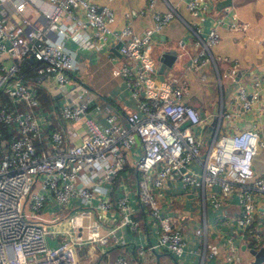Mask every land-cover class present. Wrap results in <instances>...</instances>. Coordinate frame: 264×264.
Returning a JSON list of instances; mask_svg holds the SVG:
<instances>
[{
    "label": "built area",
    "instance_id": "obj_1",
    "mask_svg": "<svg viewBox=\"0 0 264 264\" xmlns=\"http://www.w3.org/2000/svg\"><path fill=\"white\" fill-rule=\"evenodd\" d=\"M112 1L0 0V56L6 54L13 60L0 61V95L5 97L0 101V264H90L109 241L95 212L113 206L120 222L136 231L139 222L129 213L126 194L115 202L108 196L98 204L91 202L95 185L107 184L110 191L118 174L129 165L135 147L140 150L132 167L136 197L147 208V222L157 220L158 229L154 241L135 244L131 254L119 253L112 264H140L144 251L166 252L175 262L181 258L187 237L181 225L162 215L155 194L174 175L184 190L200 189L213 207L236 194L235 222L241 238H247L253 224L264 228V172L256 175L253 168L254 157L264 148L260 125L254 122L219 135L216 127L203 149L209 116H201L186 102L187 91L179 77L157 78L153 36L178 16L176 10L169 4L165 10L155 9L159 0H147L152 23L136 32L129 12L126 22L116 26ZM186 7L194 18H201L214 9L215 2L187 0ZM237 19L233 7L226 6L223 14L212 17L205 35L200 25H188L195 50L189 69L199 71L213 61L210 50L219 41L218 27L233 28ZM178 44L185 46L181 39ZM99 51L112 64L111 74L124 80L134 103L124 118L109 104L103 121L89 112L95 93L77 72L83 54ZM27 59L44 65L39 72L46 69L53 88H42L48 90L57 108L49 105L45 112L37 88L22 77L21 65ZM263 90L264 73L254 79L250 90L237 89L240 114L252 110ZM57 96H62L61 102ZM261 108L264 112V105ZM54 115L59 117L57 127L53 126ZM234 116L233 110L220 111L215 119L218 125H231ZM192 165L199 170L190 168ZM73 197L82 204L65 215L64 229L51 232L48 224L54 218L46 219L42 208L49 199L66 207ZM50 233L62 234L61 240L49 244ZM194 234L202 236L199 264H206L219 251L206 252L205 224L195 228ZM225 263L250 264L232 251H225Z\"/></svg>",
    "mask_w": 264,
    "mask_h": 264
},
{
    "label": "crops",
    "instance_id": "obj_2",
    "mask_svg": "<svg viewBox=\"0 0 264 264\" xmlns=\"http://www.w3.org/2000/svg\"><path fill=\"white\" fill-rule=\"evenodd\" d=\"M186 1L159 0L155 5V9L165 10L169 4L174 7L178 15L171 20L167 27L153 36L152 47L153 57L156 60L157 78L161 79L169 75L179 77L187 91L185 94L186 102L195 107L201 116H209L210 120L208 119L207 127L209 126V129L212 127V130L203 136V149L207 148L216 127L219 135L223 131L229 133L230 130L248 128L256 122L264 131V112L261 108L264 105V90L249 113L240 114L236 101L237 89L244 86L250 90L254 79L264 73V0H230L229 3L220 6L217 5L220 0H214V9L201 18L192 16L186 7ZM146 3L147 0H113L111 6L116 15V26H122L126 22L125 13L128 12L131 17V26L136 32L150 26L152 9H148ZM226 6H232L236 12L238 18L236 26L233 28L218 27L219 41L210 50L213 61L209 62L207 67L204 66L206 67L204 71H194L193 75L195 76L193 77L188 75V72L193 71L188 66L193 53H195L191 46L192 37L188 25L194 28L200 25L202 35H205L212 17L219 15V12L224 10ZM27 14L32 15L30 10H27ZM180 39L184 41V48L178 44ZM114 53L119 56L117 51ZM162 53H170L174 56L171 65L167 66L159 60ZM1 61L10 63L13 60L4 57ZM43 66L35 60L27 59L21 65L23 68L21 74L37 89L48 93V90L42 88V85L53 88V83L47 77L46 69L39 72ZM164 66L174 68L177 74L170 72L163 74ZM112 67L105 53L99 51L96 54H83L79 66L80 70L77 72L80 80L87 73L89 87V79L94 84L95 89L90 87L95 94L89 112L99 121H103L104 114H106V104H109L113 111L121 114L122 118L127 111L134 107L126 83L120 77L111 74ZM202 74H205L204 79H201ZM184 75H188V78H182ZM196 76L201 81L210 79V82L217 87L218 96L216 100L208 96ZM109 84L112 86L110 87ZM57 97H59L57 101L61 102L62 96ZM227 110H233L235 113L232 124L226 125V123L220 122L218 125L213 115L220 111L225 113ZM44 111L46 112L45 109ZM58 118L57 115L52 116V120L56 124L60 123ZM139 155L140 150L135 147L130 153L129 165L118 174L110 191L107 184H97L93 188L91 200L92 203L98 204L108 196L110 201L115 202L116 197L126 194L129 197V213L133 219L139 222V228L133 231L127 224H122L115 206L96 211L95 218L101 221V230L103 234H107L109 241L108 247L104 251L98 250L97 254L92 257L90 264H112L114 257L119 253L131 254L135 244L144 245L149 240H155L154 231L156 228L158 229V222L155 220V224H149L147 208H143L136 197V174L132 167L134 166L133 161ZM190 168L199 170V167L195 165L190 166ZM253 168L256 175L264 172V150L254 157ZM131 174L134 177H131ZM130 179L133 180L129 181ZM200 191L195 187L184 190L177 175L170 177L161 190H155L162 208V215L173 219L175 224L182 226L187 237V243L181 258L176 262L168 253L158 252L156 254H144V257H140L141 259L138 260L140 264H143V259L147 262L151 259L154 264H199L198 248L202 247V236H196L194 229L203 228L204 224L206 225V252L208 253L213 249L219 251L217 255L205 260L204 263L227 264L225 263V251H232L243 260L253 264L254 256L250 249L258 250L260 247H264V228L253 224L249 228L250 232L247 238H241L235 222L239 209L236 194L231 195L227 200H223L220 206L213 207L209 198L208 200L203 199ZM206 193L208 191H205ZM81 204L82 202L77 197H73L66 207H61L54 199H49L42 208L41 214L46 219L54 218L48 224V228L51 232L58 231L67 226L65 215L76 205ZM256 236H258L259 243L257 245L254 242ZM61 237L62 234L52 235L50 233L47 240L49 244L53 245L55 242H59ZM113 241L114 244L112 245ZM99 248L103 249L102 246ZM128 256L131 257L132 255ZM83 257L91 259L86 255ZM263 262L264 260L260 261L259 264ZM81 264H84V261Z\"/></svg>",
    "mask_w": 264,
    "mask_h": 264
},
{
    "label": "rangeland",
    "instance_id": "obj_3",
    "mask_svg": "<svg viewBox=\"0 0 264 264\" xmlns=\"http://www.w3.org/2000/svg\"><path fill=\"white\" fill-rule=\"evenodd\" d=\"M220 15L221 14H223V10H221L220 12ZM4 57H7L8 58V56L6 55V54H3V55H1L0 56V61L4 58ZM208 66V65H207ZM206 66V67H207ZM206 67H204L202 70H200V72H202V71H204V69L206 68ZM168 72H170V73H173V74H177V72L175 71V69L173 68H167L166 66H164L163 67V71H162V73L163 74H166V73H168ZM195 72L194 71H190V72H188V75H191L192 77L193 76H195V75H193ZM188 75H184V76H182V78H188ZM87 73H86V75L84 74L83 75V78H82V81L85 83V84H87ZM191 77V78H192ZM213 77H215V76H213ZM190 78V79H191ZM196 78H198L197 76H196ZM103 81V80H102ZM198 81L199 82H201V86H202V88L206 91V93L208 94V96L209 97H212L213 99H215L216 100V98H217V96H218V89H217V87L216 86H214L211 82H210V79H206V80H204V81H201V80H199V78H198ZM89 85H90V87L92 88V89H95V87H94V84H92V82H91V80L89 79ZM88 85V84H87ZM93 85V86H92ZM110 85V87L112 86L111 84H109ZM186 100V99H185ZM214 116V119H215V117H216V114H214L213 115ZM216 120V119H215ZM212 130V127H210V129H209V126L206 128V132H205V134H209L210 133V131ZM262 150H264V148L262 149ZM261 150V151H262ZM260 151V152H261ZM123 171V170H122ZM131 177H134V175L133 174H131ZM133 179H130L129 181H132ZM146 253H148V251H144V254H146ZM144 257V256H143ZM143 264H154V262L150 259L148 262L145 260V259H143ZM261 264H264V262L263 263H261Z\"/></svg>",
    "mask_w": 264,
    "mask_h": 264
},
{
    "label": "water",
    "instance_id": "obj_4",
    "mask_svg": "<svg viewBox=\"0 0 264 264\" xmlns=\"http://www.w3.org/2000/svg\"><path fill=\"white\" fill-rule=\"evenodd\" d=\"M230 0H220L217 2V5H223L226 3H229ZM174 59V56L170 53H162V55L159 57V60L166 64L167 66L171 65L172 61ZM186 123H183L182 126H184ZM135 140L137 143H139V139L137 138V135L135 134ZM250 252L254 256V262L253 264H259L260 261L264 260V247H260L258 250L250 249Z\"/></svg>",
    "mask_w": 264,
    "mask_h": 264
},
{
    "label": "trees",
    "instance_id": "obj_5",
    "mask_svg": "<svg viewBox=\"0 0 264 264\" xmlns=\"http://www.w3.org/2000/svg\"><path fill=\"white\" fill-rule=\"evenodd\" d=\"M25 80H27V79H25ZM37 97H38L41 105L42 106L45 105V106H43V109L47 110L49 105H53L52 107L57 108V104H55V102L53 103V100H52L51 96L48 93H45V92L41 91V89H39V88L37 89ZM2 100H5V97L3 95H0V101H2ZM53 125L57 126V124L55 122L53 123ZM48 132H49V129H48ZM38 145H39L38 152H40L41 151L40 150L41 146H40L39 143H38ZM143 208H145V207L143 206Z\"/></svg>",
    "mask_w": 264,
    "mask_h": 264
}]
</instances>
